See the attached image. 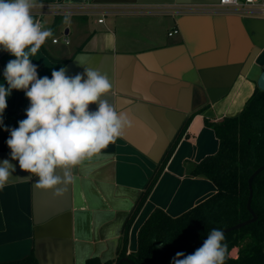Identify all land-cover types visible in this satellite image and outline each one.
I'll return each mask as SVG.
<instances>
[{
    "label": "crops",
    "instance_id": "0c3cea01",
    "mask_svg": "<svg viewBox=\"0 0 264 264\" xmlns=\"http://www.w3.org/2000/svg\"><path fill=\"white\" fill-rule=\"evenodd\" d=\"M86 2L110 6L114 13L100 24L96 17L67 22L44 18L43 27L53 36L31 57L32 63L40 77L49 78L61 67L70 77L85 68L98 69L111 85L101 99L127 113L132 125L115 143L74 168L70 183L38 189V178L19 169L6 144L5 127H18L30 103L23 90H12L0 126V161L9 160L16 172L0 190V263L30 254L37 264L113 260L141 192L187 115L200 109L130 227L127 253L136 250L137 232L154 210L177 217L212 196L216 189L209 180L188 174L218 149L204 120L237 115L256 86L249 80L251 72L264 71L262 17L219 8L218 0H37ZM179 6L196 10L174 11ZM172 30L177 34L168 37ZM57 34L68 39V46L74 43L59 55L54 47L66 45ZM11 59L0 49V83L5 86L3 70ZM97 107L91 104L89 110ZM231 252L236 255V249Z\"/></svg>",
    "mask_w": 264,
    "mask_h": 264
},
{
    "label": "clouds",
    "instance_id": "9594fccd",
    "mask_svg": "<svg viewBox=\"0 0 264 264\" xmlns=\"http://www.w3.org/2000/svg\"><path fill=\"white\" fill-rule=\"evenodd\" d=\"M36 6L37 0H0V49L14 57L3 70L6 86L0 83V126L12 90H23L30 102L26 118L16 128L5 127L6 144L19 169L38 178L35 186L51 190L70 183L73 169L115 143L132 120L101 99L111 85L98 69L85 68L70 77L61 67L51 78L38 75L31 57L53 32L33 17ZM91 104L97 110L90 111ZM15 172L9 160L0 161V190ZM224 241V232L214 228L192 254L177 252L171 264H225Z\"/></svg>",
    "mask_w": 264,
    "mask_h": 264
},
{
    "label": "trees",
    "instance_id": "16d2710c",
    "mask_svg": "<svg viewBox=\"0 0 264 264\" xmlns=\"http://www.w3.org/2000/svg\"><path fill=\"white\" fill-rule=\"evenodd\" d=\"M201 111L187 115L157 170L141 192L124 223L115 258L106 262L90 258L84 264H116L122 258H128L134 264H171L177 252L192 254L212 229L222 231L251 218L246 208L248 178L264 166V92L256 86L237 115L213 122L204 120L218 140V149L214 155L191 166L188 174L206 178L216 192L177 217H171L160 209L154 210L137 232L136 250L127 253L130 227L190 121ZM251 190L250 207L256 220L225 234L224 243L228 247L225 264H264V170L253 179ZM233 249H236V256L230 257ZM0 264L37 262L30 254L21 260Z\"/></svg>",
    "mask_w": 264,
    "mask_h": 264
},
{
    "label": "built area",
    "instance_id": "2783aa9c",
    "mask_svg": "<svg viewBox=\"0 0 264 264\" xmlns=\"http://www.w3.org/2000/svg\"><path fill=\"white\" fill-rule=\"evenodd\" d=\"M217 7L225 8L229 11L243 16H258L264 18V0H218ZM196 9L192 6H179L174 11L194 12ZM114 9L110 6L98 5L92 2L82 4L56 3V4H37L32 9L33 17L43 25V19L49 18H77V17H96L97 23H102L106 16L112 15ZM177 34L176 30L168 33V37ZM68 39L63 36L61 43ZM52 44H57V39H52Z\"/></svg>",
    "mask_w": 264,
    "mask_h": 264
},
{
    "label": "water",
    "instance_id": "95a60500",
    "mask_svg": "<svg viewBox=\"0 0 264 264\" xmlns=\"http://www.w3.org/2000/svg\"><path fill=\"white\" fill-rule=\"evenodd\" d=\"M257 89L259 91H262L264 92V71H262L257 80H256V83H255ZM264 170V166H261L259 167L257 170H255L251 175L250 177L248 178V190H249V195H248V200H247V203H246V208H247V211L249 212V214L251 215V218L245 222H242V223H238L230 228H227L225 230H222L224 232V234L226 233H229V232H232V231H237L239 230L240 228L248 225V224H251L253 222H255L256 220V216L255 214L253 213V211L251 210V207H250V204H251V200H252V190H251V184H252V181L253 179L261 172ZM207 238V237H206ZM205 238V239H206ZM204 239V240H205ZM200 243L199 247L202 245L203 241ZM123 263H126V264H134L132 261H130L128 258H122L120 260L117 261L116 264H123Z\"/></svg>",
    "mask_w": 264,
    "mask_h": 264
},
{
    "label": "rangeland",
    "instance_id": "374dc122",
    "mask_svg": "<svg viewBox=\"0 0 264 264\" xmlns=\"http://www.w3.org/2000/svg\"><path fill=\"white\" fill-rule=\"evenodd\" d=\"M79 18L81 19V18H86V17H77V18H73L74 20H79ZM91 18V17H90ZM57 19H59V20H66V18H57ZM67 20H72L71 18H67ZM83 20V19H82ZM91 20V19H90ZM48 21V20H47ZM46 21V22H47ZM80 21V20H79ZM57 36L61 39L62 37H61V35L60 34H57ZM71 40H73L74 42L75 41H77V39L75 38V39H71ZM73 45H74V43H72L70 46H66V47H62L63 45H61V46H57V47H54V50L56 51V55H59L60 53H62V50H70L72 47H73ZM48 52L51 54V55H54L53 54V51H51V50H48ZM258 76H259V69H254L252 72H251V74H250V76H249V80H251V81H256L257 80V78H258ZM229 256L230 257H234V256H236L235 255V253H233V252H230L229 253Z\"/></svg>",
    "mask_w": 264,
    "mask_h": 264
}]
</instances>
